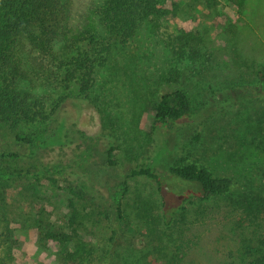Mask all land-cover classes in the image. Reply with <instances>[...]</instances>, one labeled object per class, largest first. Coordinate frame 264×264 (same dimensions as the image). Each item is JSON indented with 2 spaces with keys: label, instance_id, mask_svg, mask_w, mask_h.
<instances>
[{
  "label": "rangeland",
  "instance_id": "1",
  "mask_svg": "<svg viewBox=\"0 0 264 264\" xmlns=\"http://www.w3.org/2000/svg\"><path fill=\"white\" fill-rule=\"evenodd\" d=\"M87 1L74 0L77 6ZM185 1H168L163 17L128 41L115 40L105 61L95 67L86 95L77 81L57 85L47 104L53 110L60 96L67 97L57 119L22 124L17 130L34 136L66 117L63 146L31 156L28 145L0 119V152L19 154L14 160L0 158V171L8 167L14 174L1 186L18 241L11 264H62L59 242L38 238L41 210L43 225L54 231L63 227L77 238L81 230L80 235L92 236L96 226L108 229L102 211L118 203L123 219L112 264H242L258 251L264 219L249 215L244 204L264 195V93L254 86L258 72L264 73V0H242L239 7L219 0L216 10L200 0ZM221 12L234 21V32L222 25ZM182 28L192 32L184 35ZM189 45L208 52L209 60H192ZM170 70L177 72L176 79H170ZM176 88L188 92L191 114L154 131V105L162 93ZM103 130L114 135L115 167L105 165ZM182 158L229 177L230 193L182 202L160 190L151 177L125 176L151 161L166 173ZM54 163L67 179H60V188L66 181L84 196L76 204V217L66 206V190L43 181L36 194L22 177V172ZM142 201L149 207L144 216ZM164 210L169 218L163 217Z\"/></svg>",
  "mask_w": 264,
  "mask_h": 264
},
{
  "label": "trees",
  "instance_id": "2",
  "mask_svg": "<svg viewBox=\"0 0 264 264\" xmlns=\"http://www.w3.org/2000/svg\"><path fill=\"white\" fill-rule=\"evenodd\" d=\"M168 1L170 0H88L86 4L77 6L74 0H0V119L16 131V139L28 145L31 156H37L40 151L48 148L54 150L63 146L67 135L66 117L51 128L49 125L42 128L34 136L20 134L17 132L19 127L31 122L45 125L48 121L57 119L59 108L67 99L60 96L54 103L53 110L47 109L48 102L57 91V85L77 81L81 94L86 95L91 87L95 67L105 61L113 42L117 39L128 41L144 25L163 17L169 12ZM200 1L204 7L214 10L220 3L219 0ZM241 1L226 0V3L239 7ZM180 4L186 5V1L181 0ZM222 15L225 14L221 12L217 16ZM226 24L228 33L234 32V21L227 15L222 25ZM181 30L184 35L192 32L183 28ZM187 53L192 60L202 64L209 60L208 52L204 51L202 54L199 49L190 45ZM23 63L26 68L30 64L32 71L25 69ZM169 73L171 80L177 78L175 70H170ZM254 86L264 93L262 71L258 72ZM153 110L154 131L171 128L177 121L191 114L190 96L183 88L164 92ZM100 136L107 140L104 141L107 156L105 165L115 167L117 146L114 135L103 130ZM194 138L196 140L198 136ZM18 155L0 152V158L6 161L14 160ZM62 174L63 168L54 163L42 164L36 171L22 172V177L31 182L35 193L39 194L43 181H49L48 184L56 189L60 188V179H65L61 177ZM139 175L153 178L160 190H168L182 202L194 197L202 201L223 197L230 193L233 185L229 177L216 176L207 166L186 158H182L179 163L170 164L166 173L157 171L151 161L137 165L125 174L126 177ZM12 177L14 174L10 168L0 171V264H11L14 249L18 245L10 223L7 196L1 187ZM61 188L70 194L66 199V206L73 212L72 217H76V204L84 199L82 192L73 190L66 181ZM141 203L144 210L141 215L144 216L149 207L143 201ZM244 208L252 217L264 219V195L246 199ZM42 212L43 210L41 214ZM169 213V210H164L163 217L169 218ZM41 214V219L36 224L38 238L40 241L52 239L59 242L62 264H112L123 219L120 203L110 211L103 209L102 221L108 229L101 230L96 226L97 235L92 236L80 235L84 231L81 230L76 233L78 237L74 238L63 227L54 231L50 224L43 225L44 217ZM68 228L72 226L68 225ZM242 264H264V237L260 240L258 251Z\"/></svg>",
  "mask_w": 264,
  "mask_h": 264
}]
</instances>
